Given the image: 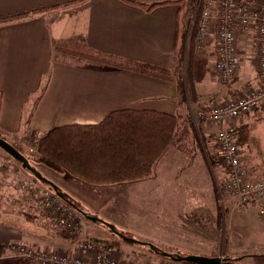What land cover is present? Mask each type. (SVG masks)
Listing matches in <instances>:
<instances>
[{"label":"crops","instance_id":"0c3cea01","mask_svg":"<svg viewBox=\"0 0 264 264\" xmlns=\"http://www.w3.org/2000/svg\"><path fill=\"white\" fill-rule=\"evenodd\" d=\"M138 1L149 7L167 0ZM144 6L123 0H0V92L3 94L0 133L39 138L56 127L98 124L110 113L121 110L179 114L175 71L178 36L187 25V18L180 12V4H161L151 11ZM257 43L255 28L238 34L242 61L236 80L225 84L216 70V32L210 34L204 51L196 49L194 38L190 83L185 75L186 52L182 63L192 118L201 108L261 88L252 52L255 49L257 54ZM109 61L139 70L115 67ZM259 120H264V107L236 122L238 131L244 129L247 136L242 146L250 142L247 129H253ZM198 128L205 142L213 141L219 129L215 124L201 122ZM207 142L202 148L209 164L221 154L219 150L210 153ZM240 152L251 177L264 178V160L250 157L241 148ZM183 156L169 149L156 165L153 176L142 181L160 182L159 175L166 176L171 169L169 161L180 163L185 161ZM196 157L186 163L187 167L195 164ZM179 167L184 168V164ZM33 210L43 219L44 227L37 228L40 231L34 232L29 224L0 223V264H33L11 257L10 245L15 242L48 251L77 253V244L61 242L49 235L55 229L45 212L37 206Z\"/></svg>","mask_w":264,"mask_h":264},{"label":"rangeland","instance_id":"374dc122","mask_svg":"<svg viewBox=\"0 0 264 264\" xmlns=\"http://www.w3.org/2000/svg\"><path fill=\"white\" fill-rule=\"evenodd\" d=\"M173 1L180 2L184 8L182 14L187 18L188 58L185 75L190 83L193 74L191 49L194 42L192 39L195 38L193 32H196L195 18L199 17L202 5L197 0ZM252 52L258 67L255 49ZM60 59L69 60L64 57ZM70 60L75 61V58ZM194 71L197 72L195 69ZM198 123L199 121L197 125ZM247 134L250 142L241 146V151L257 160H264V120L257 121L253 129H247ZM0 137L26 157L33 159L35 156L39 138L26 134L12 137L1 133ZM215 139L206 141L210 145V153L212 150H219ZM196 152L198 157L191 167L187 165L194 158L188 155H184L185 161L180 163L169 161L171 169L165 173L166 176L159 175L160 182L151 180L111 187L90 186L67 178L69 176L64 173L36 165L45 178L62 186L66 190L63 191L78 201L89 214L97 216L103 222L90 221L83 215L79 216L78 235L72 238L61 232L54 216L42 206L45 192L53 191L51 187L22 168L18 161L0 147V223L8 222L13 226L29 224L34 232L40 231L37 228L44 227V222L38 211L33 210L37 206L46 213L57 232L51 234L48 231L52 238L71 244H77L84 238L98 239L113 246L117 255L131 264L195 263L173 261L140 244L128 243L112 226L137 241L153 244L165 253L243 257L242 264H264V221L257 208L225 198L222 187L227 181V175L224 165L221 164L223 159L221 161V156L215 154L213 161L207 164L202 146H197ZM180 164H184V168L179 167ZM56 251L67 253L66 250Z\"/></svg>","mask_w":264,"mask_h":264},{"label":"trees","instance_id":"16d2710c","mask_svg":"<svg viewBox=\"0 0 264 264\" xmlns=\"http://www.w3.org/2000/svg\"><path fill=\"white\" fill-rule=\"evenodd\" d=\"M123 1L144 6L138 0ZM197 1L198 3L201 1L202 5V0ZM168 3L180 4L179 1L167 0L144 7L151 11L158 5ZM181 10H184L183 6L180 8V12ZM187 34L188 28L187 25H184L178 36L175 71V80L180 95L179 114H166L153 110H121L110 113L98 124H73L56 127L39 137L33 159L22 153L32 167L37 169L36 165H42L90 186L110 187L151 178L159 160L169 149L195 158L196 147L204 146L206 143L197 121L192 118L187 106L189 92L185 85L182 68L183 57L188 45ZM195 35L196 32H193L194 37ZM192 41L194 40L192 39ZM111 63L115 67L139 70L116 61ZM143 72L148 71L144 70ZM2 98L3 94L0 92V106ZM28 121L27 123H29ZM246 139L245 130L240 128L237 140L240 148L245 144ZM57 189L72 208L85 217L94 216L89 214L72 196L59 187ZM112 228L128 243L140 244L148 248L149 251L162 256L165 253L151 243L139 242L135 238L125 235L124 231H119L114 226ZM109 246L113 248V246ZM169 254L173 258L188 257L179 252ZM225 259L241 263L243 257H226Z\"/></svg>","mask_w":264,"mask_h":264},{"label":"built area","instance_id":"2783aa9c","mask_svg":"<svg viewBox=\"0 0 264 264\" xmlns=\"http://www.w3.org/2000/svg\"><path fill=\"white\" fill-rule=\"evenodd\" d=\"M195 19L197 50L204 51L210 34L216 32V70L219 79L225 84H232L236 80L242 61L238 34L256 29L259 61L257 68L261 88L248 91L241 97L201 108L196 113L197 119H194L219 127L215 138L227 173V181L222 187L225 198L234 199L244 206L256 207L264 221V178L254 179L245 170L237 144L236 125L237 121L250 112L264 107V0H202L201 12ZM42 206L54 216L65 236L73 238L78 235L79 216L82 215L79 211L50 190L45 192ZM10 249L11 257L33 264H131L98 239H82L77 243L76 254L16 243L11 244Z\"/></svg>","mask_w":264,"mask_h":264},{"label":"water","instance_id":"95a60500","mask_svg":"<svg viewBox=\"0 0 264 264\" xmlns=\"http://www.w3.org/2000/svg\"><path fill=\"white\" fill-rule=\"evenodd\" d=\"M0 147L3 150H5L8 154H10L16 161L21 163L22 167L24 169L33 173L36 177H38V179L43 181L45 184H48L54 190V192H56L62 198V196L58 192V189H57L58 187L53 182H51L50 180L45 178L38 171V169L32 167L29 160L20 151L15 149L10 143L5 141L1 137H0ZM86 218L89 219L90 221H97V222L102 221L100 218H97L95 216H88ZM163 256L168 257V258L172 259L173 261L192 262L195 264H242V263L230 261V260H227V259L221 258V257L188 256V257H183V258H173L171 256V254H169V253H164Z\"/></svg>","mask_w":264,"mask_h":264}]
</instances>
